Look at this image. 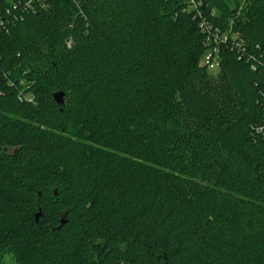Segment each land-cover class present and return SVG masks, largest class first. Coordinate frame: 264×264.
<instances>
[{
  "label": "trees",
  "instance_id": "obj_1",
  "mask_svg": "<svg viewBox=\"0 0 264 264\" xmlns=\"http://www.w3.org/2000/svg\"><path fill=\"white\" fill-rule=\"evenodd\" d=\"M13 1L0 264H264V0Z\"/></svg>",
  "mask_w": 264,
  "mask_h": 264
},
{
  "label": "built area",
  "instance_id": "obj_2",
  "mask_svg": "<svg viewBox=\"0 0 264 264\" xmlns=\"http://www.w3.org/2000/svg\"><path fill=\"white\" fill-rule=\"evenodd\" d=\"M35 1L39 3V2H42L43 0H35ZM32 4H33V0H26L22 4L19 1L18 2L13 1V2H11V6L9 7V9L6 10V13L10 14L11 9L13 11L19 10V11H21V13L27 12L28 9L32 7ZM194 11H195L196 15L198 16V18L201 17V14H200L199 9L197 7L194 8ZM18 15L19 14L13 15V18L11 19V21L15 22L17 19L19 20L20 16H18ZM7 21L8 20H5L4 18L0 17V32H1V30L5 29ZM199 28H200L201 32L206 36L205 45L207 47H210L211 46V45H209L210 40H212V43L214 44L212 49L204 56V59H203L204 64L208 65V64H211L215 59L218 58V56H217L218 43H220L222 38H221V36L219 37V33H217L216 30L214 32H211L210 27L208 26L206 20L203 18L199 22ZM225 40H226V38H225ZM225 40H222V41H225ZM252 68H253V65H252ZM255 132L264 134V126H260V127L256 128Z\"/></svg>",
  "mask_w": 264,
  "mask_h": 264
},
{
  "label": "rangeland",
  "instance_id": "obj_3",
  "mask_svg": "<svg viewBox=\"0 0 264 264\" xmlns=\"http://www.w3.org/2000/svg\"><path fill=\"white\" fill-rule=\"evenodd\" d=\"M193 1V2H192ZM225 3L227 4L228 8L229 9H233L234 8V1L233 0H224ZM188 6L186 7V10L187 11H194V8L197 7L198 9L200 8L201 6V2H196L194 0H189L188 2ZM7 30V29H6ZM2 32L4 30H1ZM230 34L232 38H235L237 37V34L236 33H231V31H225L224 33H221V38L222 40H225V38H227V34ZM72 40L71 39H66L65 42H64V46L66 49H69L71 46H72ZM218 63H219V58L215 59L211 64H208L206 65L207 66V71L210 75L212 76H215L217 75L218 73ZM200 64L201 65H204V62H203V59L200 60ZM9 83H12V82H9ZM27 84H28V81L27 79H25L24 77H22L21 79H19V85H20V91H22V97L28 99L30 97L29 93L28 92H24L23 93V90H27L26 87H27ZM264 123V122H263ZM5 264H11V260L8 258V257H5Z\"/></svg>",
  "mask_w": 264,
  "mask_h": 264
},
{
  "label": "water",
  "instance_id": "obj_4",
  "mask_svg": "<svg viewBox=\"0 0 264 264\" xmlns=\"http://www.w3.org/2000/svg\"><path fill=\"white\" fill-rule=\"evenodd\" d=\"M64 93L63 92H56V93H53L52 94V98L54 100V102L59 105V106H62L63 103H64ZM38 216H39V213L35 214L34 216V220L37 221L38 219ZM64 223V220L61 219L60 220V225H62Z\"/></svg>",
  "mask_w": 264,
  "mask_h": 264
}]
</instances>
